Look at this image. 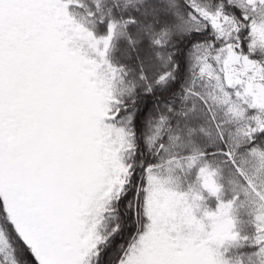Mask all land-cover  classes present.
<instances>
[{
	"label": "snow or ice",
	"instance_id": "6c2138e0",
	"mask_svg": "<svg viewBox=\"0 0 264 264\" xmlns=\"http://www.w3.org/2000/svg\"><path fill=\"white\" fill-rule=\"evenodd\" d=\"M0 264H264V0H0Z\"/></svg>",
	"mask_w": 264,
	"mask_h": 264
}]
</instances>
